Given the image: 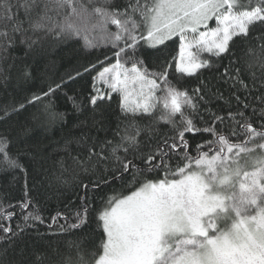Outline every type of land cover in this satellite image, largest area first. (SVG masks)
I'll use <instances>...</instances> for the list:
<instances>
[{"label":"snow or ice","instance_id":"1","mask_svg":"<svg viewBox=\"0 0 264 264\" xmlns=\"http://www.w3.org/2000/svg\"><path fill=\"white\" fill-rule=\"evenodd\" d=\"M110 25L116 30L110 31ZM74 36H80L85 47L104 41L113 48L115 62L92 77L88 103L93 115L118 93L121 112L132 119L123 129L117 126L118 141L88 144L86 134L77 141L87 145V154L72 157L78 169L73 174L90 178L77 183L82 194L75 213L69 217L58 210L47 225L60 233H82L66 242L75 257L64 264H264V0H126L123 6L122 0H0V87L7 90L17 61L27 60L45 40ZM173 37L179 39L178 55L149 70L147 49L160 53ZM238 40L251 58L243 71L225 68L223 76L233 87L250 92L253 102L244 103L233 92L242 109L229 110L227 116L210 109L202 113L200 102L210 85L201 80V87L191 93L181 90L169 80L172 64L191 77L211 69L212 57L230 55L239 63L232 50ZM203 53L208 58H202ZM96 67L89 64L83 72L66 73L46 91L0 106V121L33 103L40 107L30 115L32 121L42 115V126H47L58 116L63 119L65 113L53 110L56 94ZM245 73L250 83L242 79ZM31 78L32 66L25 63L18 79ZM101 83L103 90L97 86ZM68 99L77 112L82 110L75 96ZM249 107L253 111L246 115ZM99 123L93 119L92 127ZM98 130L107 135L106 128ZM187 133H208L212 139L196 144L193 156ZM10 143L0 134V177L19 171L24 184L14 204L5 206L9 193L0 192V220L11 222L19 215L15 228L0 223V264H42L46 258L56 264L44 253H34L31 262L25 259L27 231L45 220L34 186H29L28 169L20 163V152L8 151ZM174 160L179 161L175 167ZM60 166L63 169L62 161ZM125 176L127 187L135 190L105 197L102 188ZM19 179L12 175L8 186ZM98 195L103 207L93 229L90 209ZM100 229V244L90 251L87 246ZM52 255H59V249H52Z\"/></svg>","mask_w":264,"mask_h":264},{"label":"trees","instance_id":"2","mask_svg":"<svg viewBox=\"0 0 264 264\" xmlns=\"http://www.w3.org/2000/svg\"><path fill=\"white\" fill-rule=\"evenodd\" d=\"M244 2L254 3L255 0H244ZM141 3H143V0H141ZM124 4H126V0H122V6ZM109 30L115 31V26L110 25ZM256 34L258 33H253V35ZM91 35L97 36L98 33L93 32ZM166 45V47L161 48L160 53L147 49L145 53V66L149 70H157L161 61H171L173 57L178 55V37H173L172 40L166 42ZM232 50L236 53V58L240 61L239 63H236L230 55H226L223 58L212 57L213 67L211 69L201 70L198 75L191 77L177 72L173 63L170 69L169 80L181 90H187L189 93L193 89L201 87V80L208 83L210 91L205 95L204 101L200 102L202 113L204 109H210L219 115L227 116L229 110L242 109L243 104L236 101L232 95L233 92L241 97V101L251 105L253 98L250 92L233 87L232 82L223 76L225 68H229L230 73H233L236 68H240L243 71L245 60L251 58L249 55H246L247 48L241 46L239 40L237 41V46L233 47ZM17 54L21 55L22 53ZM201 55L202 58H208L207 53ZM105 57H108L107 61ZM230 60H233L232 64L229 63ZM114 62L112 45L106 44L104 41H98L96 42V47L90 48L85 47L84 41L80 36L71 37L66 41L47 39L42 46H38L37 50L27 60L17 61L16 67L11 69V81L8 84L7 90L5 91L3 87H0V106L6 104L14 105L24 102L25 97H30L32 93L46 91L50 83L59 82L62 76L66 78V73L83 72V68L88 67L89 64L97 65L95 71L83 74L75 82H69L67 87L62 88L56 94L53 110L57 113H65L66 115L63 119L58 116L55 122L47 126H42L44 123L42 115L39 120L32 121L30 115L37 112V109L40 107V105L33 103L26 106L18 115H13L10 119L0 121V134L7 135L11 141L8 151L13 154L20 152V163L24 164L28 169L29 186H34L33 195L36 197L39 205L40 215L45 220L44 224L38 223L35 229H30L26 233L28 248L24 255L25 259L29 262L35 260L34 253L47 254L56 264H64L66 259H74L75 257V250L70 249L66 242L73 240L82 233L79 231L60 233L55 227L49 229L47 225L51 222V216L58 210L69 217L75 213L80 205L78 197L82 194L77 188V183L79 181L86 182L90 178V174L82 173L75 176L73 174L78 169H76L72 157L81 153L82 158L83 155L87 154V145L77 143L78 139L86 134L88 144L106 139L118 141L119 137L115 135L117 126L119 125L123 129L132 119L131 114L125 116L121 112L118 93H113L110 104H101L99 108L102 111H97L95 115H93L88 103L92 77L102 67ZM25 63L32 66V78L27 82L18 79L19 70ZM256 71L258 73L259 69H256ZM242 79L250 83L247 73L242 76ZM97 86L102 90L105 89L102 83ZM201 95H204V93L202 92ZM69 96H75L77 103L83 106L80 112H77L73 108L72 102L68 99ZM46 102L44 101L43 103ZM252 111L253 108L249 107L246 110V115H249ZM157 115H159V112H157ZM0 116H2V113H0ZM93 119L100 122L96 127H92ZM177 119H179V114H177ZM139 122L147 123V121ZM221 127L223 128V125ZM101 128H106L107 135L105 131L98 130ZM186 138L191 141L192 152L190 154L193 156L196 155V144L212 139L208 133H187ZM139 139H144L143 134H141ZM232 139L233 142H237L235 138ZM240 139H244L243 135H241ZM204 150L207 151L206 148ZM107 154L106 151L105 155ZM119 154L123 155V152ZM129 158H132L131 155H129ZM61 161L63 162V169L60 166ZM177 163L179 161L174 160L173 166L175 167ZM12 175H16L20 179L18 184L9 187L8 180ZM128 179L129 177L125 176L123 181L115 180L106 187H103L102 192L104 196L107 197L112 194L127 195L130 191L135 190L134 188L127 187ZM23 184L24 176L19 171L9 173L5 177H0V192L7 191L9 193V198L4 200L5 206L9 203L14 204L21 197ZM102 207L103 205L98 195L90 209V216L92 218L91 228L93 229L96 228V214ZM12 210L18 212L17 209ZM17 222H19V215L11 222L0 220V223H4L5 226L11 223L13 228H15ZM59 223L63 224L64 220L61 219ZM84 231H88V228H85ZM101 239L102 229L96 232L94 241L87 246L89 250H95V247L100 244ZM54 248L59 249V255H52V249ZM42 264H51V262L46 258L42 261Z\"/></svg>","mask_w":264,"mask_h":264},{"label":"rangeland","instance_id":"3","mask_svg":"<svg viewBox=\"0 0 264 264\" xmlns=\"http://www.w3.org/2000/svg\"><path fill=\"white\" fill-rule=\"evenodd\" d=\"M210 25L214 27L215 26V21L214 20L213 21H210ZM256 142L258 143L259 141H256ZM248 146L251 147L252 146L251 143ZM246 170L251 171V168H248Z\"/></svg>","mask_w":264,"mask_h":264}]
</instances>
